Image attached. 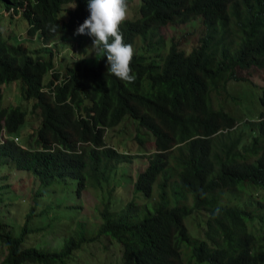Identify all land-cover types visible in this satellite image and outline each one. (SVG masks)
Segmentation results:
<instances>
[{
	"label": "trees",
	"instance_id": "trees-1",
	"mask_svg": "<svg viewBox=\"0 0 264 264\" xmlns=\"http://www.w3.org/2000/svg\"><path fill=\"white\" fill-rule=\"evenodd\" d=\"M0 8L11 11H0L9 21L18 13L27 35L18 41L0 29V186L9 168L36 183L18 226L0 213V264H89L97 256L104 264H264V83L261 109L244 126L213 102L230 79L249 78L238 69H264V0H140L120 25L135 50L134 83L109 74L107 58L94 53L53 64L56 39L78 46L70 34L89 15L87 0H0ZM168 23L198 28L196 42L171 36L166 47L158 29ZM14 80L33 99L29 119L39 121L25 131L29 109L3 99L1 85ZM124 117L154 140L131 195L117 197L112 190L123 186L113 184L98 220L75 214L49 230L52 212L62 208L64 218L67 206L42 204L47 186L73 178L77 194L87 183L105 189L130 160L129 150L105 140ZM49 236L59 242L46 244ZM110 246H118V262L106 258ZM77 251L88 252L86 263Z\"/></svg>",
	"mask_w": 264,
	"mask_h": 264
},
{
	"label": "rangeland",
	"instance_id": "rangeland-1",
	"mask_svg": "<svg viewBox=\"0 0 264 264\" xmlns=\"http://www.w3.org/2000/svg\"><path fill=\"white\" fill-rule=\"evenodd\" d=\"M127 3V17L131 18L136 16L140 0H128ZM0 11L7 16L11 12L5 10L4 8H0ZM18 15V13H14L10 21L6 18L2 19L0 16V29L6 30L7 32L8 30H11L13 39L17 38L18 41H20L24 40L27 35L25 34L26 23L24 20L21 22ZM65 15L66 13L62 11L60 16L65 18ZM187 30H189V32H186L184 37L183 34ZM158 31L165 36L166 47L169 44L170 38H172L171 36L179 39L182 45H186L188 47L196 42L198 36V28L194 29L190 23H168L160 26ZM75 34L76 30L70 34V36H72L71 41L75 40V42L78 43V46L76 48L74 47L72 51L69 50L70 45L68 47L67 44L62 43V38L55 40L58 41L56 46H52V60L55 66L66 63L68 59L67 55H69V57H72L73 55L75 56L76 51H78L77 55H93V38L87 34H77L78 38H76V36L73 37ZM139 36L140 35L136 37L134 46L138 44L140 45L142 42ZM32 39L36 40V37H32ZM67 43L70 44V41ZM35 44L37 45V43ZM35 44L31 47L36 46ZM45 44L46 43H44V45ZM46 54L47 53L45 52V55ZM238 73L240 75L249 76V78L240 80L230 79L226 84V88L222 90L220 94L215 95L213 102L214 104H223L229 112L236 115L239 119L238 123H240V125L243 124L244 126L247 119L255 118L261 109L259 94L261 91L260 86L264 83V69L258 68L257 66H251L247 69H238ZM47 75L48 74L45 75V78ZM1 89L4 101H9L13 104H21L24 108L27 107L29 109L27 112V119L22 125L21 130L23 129L25 131L26 129L38 124V120L29 119L33 99L24 98L22 92L20 91L18 80L3 83L1 85ZM214 94L215 93H213V95ZM26 136H28V134H23L22 140ZM139 138L141 140H139ZM105 140L109 145H116L121 149L129 150L132 153L130 160L122 162L118 165L110 182L104 184L105 189H100L87 183L86 187L82 189L79 194H77L75 190L76 179L73 178L69 179V183L65 186H58L54 189L52 186H47L45 188L47 196L42 198L39 197L40 202L44 205L52 201H54V204L61 202L62 206H67L66 211H63L64 218H61L62 216H60L63 210L62 208H58L56 212H52L54 215H52L53 219L49 230H53L55 228L58 229L59 225L66 223V220L75 214L77 217H83V219L85 218L89 222L98 220L99 217L96 207H99L101 204L102 193L107 195V189L111 188L113 184L116 185L120 183L123 186V188H119L117 185L116 188L112 190L117 197H129L131 195L132 180L136 177L137 171L142 170L148 163L147 153L150 152L154 146L153 135L144 127H138L136 121L129 117H124V119L117 125L106 129ZM7 175V178H3L4 181L2 183L4 185L0 186V213L6 221L14 222L16 225H19L22 221L24 212L28 209L27 202L28 199H31L30 197L36 187V183H34L33 175L25 170L9 168L4 174V177ZM31 186L34 187L30 189ZM243 196H245V194H243ZM201 214L203 217L205 216L204 212ZM65 215H67V218H65ZM190 231L191 234L194 235L191 229ZM58 238L59 237L49 236L46 238L45 242L49 245H56L59 242ZM98 251V247H94V252ZM105 252H111L112 255V257L110 254L107 255V259L112 258V262L113 260L114 262H118V258L120 256L118 246H110V248H108ZM77 253L78 256H76L75 260L80 259L82 260L81 263H86L83 260L88 259V254H86L88 252L83 251V253L80 254V252L77 251ZM1 257L2 252L0 250V258ZM93 260L94 261H90L89 264H99L98 262L100 261L104 264V261H106L105 259L101 260L99 256L94 257ZM107 264H110V262Z\"/></svg>",
	"mask_w": 264,
	"mask_h": 264
},
{
	"label": "clouds",
	"instance_id": "clouds-1",
	"mask_svg": "<svg viewBox=\"0 0 264 264\" xmlns=\"http://www.w3.org/2000/svg\"><path fill=\"white\" fill-rule=\"evenodd\" d=\"M87 10L89 15L78 26L76 34L93 38L94 54L98 59L107 58L109 74L125 83H134L131 62L135 50L124 42L120 31V25L127 19V0H87ZM55 30L53 27L52 31Z\"/></svg>",
	"mask_w": 264,
	"mask_h": 264
}]
</instances>
